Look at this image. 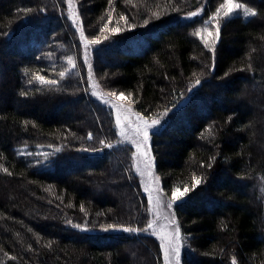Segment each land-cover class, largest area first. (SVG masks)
Returning <instances> with one entry per match:
<instances>
[{
    "label": "trees",
    "instance_id": "obj_1",
    "mask_svg": "<svg viewBox=\"0 0 264 264\" xmlns=\"http://www.w3.org/2000/svg\"><path fill=\"white\" fill-rule=\"evenodd\" d=\"M75 1L83 37L66 0H0V264H164L115 93L164 114L148 146L162 191L188 189L181 264H264V0ZM107 19L129 28L93 43Z\"/></svg>",
    "mask_w": 264,
    "mask_h": 264
},
{
    "label": "rangeland",
    "instance_id": "obj_2",
    "mask_svg": "<svg viewBox=\"0 0 264 264\" xmlns=\"http://www.w3.org/2000/svg\"><path fill=\"white\" fill-rule=\"evenodd\" d=\"M235 3V2H233ZM220 9V7L218 8ZM236 10V9H234ZM77 11V2L75 0H66V10L65 14L68 18L69 24L74 28L78 36H81L82 26L80 18ZM226 9H221L220 14L222 17L225 16L224 12ZM108 20V19H107ZM211 27L208 28L207 33H203V40L206 44H211L212 41L217 40V20L216 18L210 21ZM126 23L123 25L116 24V26L111 25L110 19L106 22L103 31L99 39H96L97 43L108 39L113 33L128 29ZM81 29V30H80ZM95 42V43H96ZM86 55V57H85ZM84 59L87 61L88 67V88L93 91L95 95L102 97L101 92L98 90V86L94 82L91 74V51L85 50ZM121 93L109 95L110 97L101 98L109 105L112 106L116 119L119 118L120 123L117 124L119 137L124 141H127L135 146V152L133 155L134 159V171L138 175L144 195L148 200V208L153 223L152 230L157 236L159 242L163 246L164 251V264H181L180 253H179V242L180 234H176V229H178L174 212H173V202L176 201L172 196H168L164 193L160 187V180L155 172L154 160L152 159L149 144V135L152 130H157L161 126L162 114L152 117L141 116L132 110L130 106L131 99ZM252 95H256L252 93ZM264 102V101H263ZM259 101L260 105L263 103ZM264 110V109H263ZM153 121H159L158 124H153ZM147 125V127H146ZM139 129V132L137 131ZM123 130L124 135H121ZM147 132L148 137L145 140L144 132ZM179 194V193H177ZM149 197H151V203H149ZM171 205V207H169ZM167 251V257L165 255Z\"/></svg>",
    "mask_w": 264,
    "mask_h": 264
},
{
    "label": "snow or ice",
    "instance_id": "obj_3",
    "mask_svg": "<svg viewBox=\"0 0 264 264\" xmlns=\"http://www.w3.org/2000/svg\"><path fill=\"white\" fill-rule=\"evenodd\" d=\"M221 9H226V11L224 12V15L225 16H230L233 13L234 9H243V12H244V15L245 16H253V15H256V13L254 11H252L249 8L244 7V5L239 4V3H233V0H226V2L220 6V9L217 10V15L220 14V10ZM196 34L199 35V33H196ZM217 35H218V33H217ZM81 36L83 37V32L82 31H81ZM95 42L96 41H93V43H95ZM69 63H71V61H69ZM61 75H63V73ZM37 79L43 80V77H37ZM197 83H199V81H197ZM120 96L122 97L123 96V93H121ZM119 123H120L119 118H117V124H119ZM158 123H159V121H153V124H158ZM146 127H147V125H146ZM137 131L139 132V129H137ZM121 135H124L123 130L121 131ZM147 137H148V134L145 131L144 132V138H145V140L147 139ZM199 183H200V180L197 179L195 181V184L198 185ZM187 192H188V189L187 188H185L183 192H179V189H177L176 191L173 192V198H174V200L180 201L182 199V197ZM177 193H179V194H177ZM149 203H151V197H149ZM169 207H171V205H169ZM148 227L149 228H152L153 225L150 223L148 225ZM124 230L125 231H135V229H124ZM176 234H177V238H178L179 229H176ZM165 255L167 257V251H166ZM233 264H236V262L233 261Z\"/></svg>",
    "mask_w": 264,
    "mask_h": 264
}]
</instances>
